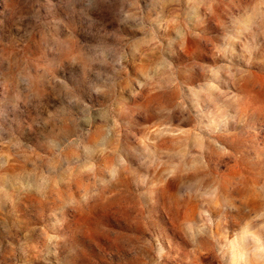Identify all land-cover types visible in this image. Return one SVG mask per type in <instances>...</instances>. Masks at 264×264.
Here are the masks:
<instances>
[{
    "label": "rangeland",
    "instance_id": "rangeland-1",
    "mask_svg": "<svg viewBox=\"0 0 264 264\" xmlns=\"http://www.w3.org/2000/svg\"><path fill=\"white\" fill-rule=\"evenodd\" d=\"M95 3L0 0V64L48 129L43 148L0 135V264H77L60 253L66 212L81 264H123L152 245L139 191L173 179L178 191L149 211L163 229L185 201L187 242L159 258L264 264V0ZM64 62L69 82L91 78L86 101L56 87ZM30 229L39 261L5 239Z\"/></svg>",
    "mask_w": 264,
    "mask_h": 264
},
{
    "label": "clouds",
    "instance_id": "clouds-1",
    "mask_svg": "<svg viewBox=\"0 0 264 264\" xmlns=\"http://www.w3.org/2000/svg\"><path fill=\"white\" fill-rule=\"evenodd\" d=\"M104 6V0H96V3L93 5V7L101 9ZM258 6L264 7V3ZM249 7H252V5L249 4ZM168 54L171 55V49H169ZM67 65H69L68 62H64L62 67H57L56 64L53 65L56 77L58 78L56 80V87L61 90L67 89L72 94L86 101L93 92L91 78H86L78 70V83L69 82L64 76V70ZM73 68L77 69L75 67ZM15 71L16 69L11 66L0 64V135L7 134L11 131L20 137L26 144H33L37 148H43L45 134L48 129L44 127L43 121L37 124L33 118V113L31 111L32 106L23 100V89L18 88L16 85ZM55 105V98L50 96L49 109L54 110ZM129 155L133 157L132 153ZM177 183V180L173 179L168 181L162 190L160 188L153 189L151 184L146 186L142 191L138 190L145 207L144 220L147 221L145 231H147L148 228L151 229L148 237L152 245H149L147 241L142 242L137 246V252L133 254V256L125 259L123 264H171V260L166 261L159 258L161 245L167 244L169 247H173L187 242V236L184 232L187 214V203L185 201H175V211L167 218V226L163 229L158 227V215H153V213L149 211L153 209L154 212L159 213V205L166 199L165 196H162V191L163 193H176L178 191ZM59 211L60 210L57 209V212ZM228 217L231 219L230 227L235 230L237 248L242 250L245 246L244 240L240 235L241 225L244 222L242 212L234 210L228 213ZM37 223H39V221H37ZM35 232V229H30L28 232H25L23 236L6 237L5 239L9 240V246L14 247L16 253L18 249L21 252L31 250L33 259L39 261L41 259L39 250L37 249L35 252L32 251L35 248V245L32 243V240L35 239L33 235ZM61 234L63 242L60 245V253L64 251L66 254L74 256L77 264H81L82 247L79 243L78 229L71 212H66L64 215ZM144 249L150 250L143 251ZM14 257L15 256H13V258ZM212 264H234V258L228 255L220 257L219 260L213 258Z\"/></svg>",
    "mask_w": 264,
    "mask_h": 264
}]
</instances>
